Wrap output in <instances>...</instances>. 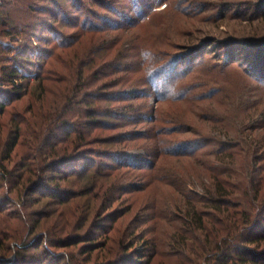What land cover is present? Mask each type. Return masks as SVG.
<instances>
[{
	"label": "rangeland",
	"instance_id": "1",
	"mask_svg": "<svg viewBox=\"0 0 264 264\" xmlns=\"http://www.w3.org/2000/svg\"><path fill=\"white\" fill-rule=\"evenodd\" d=\"M5 1H0L1 13L7 12L17 24L23 20L32 24L26 37L21 36L24 37L21 43L12 44L0 32V44L20 46L23 48L21 51L25 49L20 74L24 79L16 83L22 87L21 90L15 92L11 87L0 86V98L7 97L11 102L0 115L2 159L8 144L15 135L17 137V145L9 161H4L6 171L3 174H11V180L0 182V237H5L1 240L4 246L23 238L26 244L38 248L20 252L17 264L32 261L33 258L35 261L43 259L45 264H198L199 260L203 264L206 256L199 247L204 239L200 237L196 244L193 242L197 240L195 236L192 238L186 234L188 231L183 226V216L178 209L185 203L170 186V181H186L189 191L201 194L203 186H208V180L178 173L185 164L178 158H166L165 163L168 161L173 170L165 168L155 174L154 182L153 174L147 177L143 168L136 169L145 167V161L149 162L144 150L148 142L137 138L141 135L146 137L150 126L144 122V116L149 115V108L156 107L147 82L151 75L149 70L135 72L136 51L142 44L151 53L157 52L159 47L165 58L171 57L162 63L166 67H176V61L182 62L178 66L181 73L186 69L188 58L182 53L191 55L192 59L196 54V62L201 57L209 58L210 65L223 71L215 74V81L224 83L229 87V93L238 98L242 112L236 121L237 126H255L244 134H248L252 141H264V54L260 58L257 56L264 47V0H27L4 6ZM138 9L142 11V21L133 16ZM147 14L150 16H145ZM1 20L0 29H8L9 23L4 18ZM133 25L136 26L131 28ZM120 26L125 28L120 29ZM114 41L117 45L115 51L106 54L105 49L110 48ZM14 56V53H0L1 79L4 78L2 69L11 65L9 63ZM118 57L122 59L112 68L98 65ZM91 60L95 65H86L82 69L84 63ZM75 69L82 73V83L86 87L83 94L92 95L89 99L96 101L97 108L94 109L101 117L106 113L113 118L100 126L107 123L111 128L93 130L95 124L85 118L86 104L75 96L73 87L79 77ZM114 69L116 72L112 74ZM255 70L262 71L261 78L253 75ZM36 77L42 81H36ZM162 80L159 78L157 85ZM217 87L210 84L203 91L211 92ZM171 109L177 116L174 125L180 129L177 133L164 136L163 139L168 141L165 145L167 149L198 140L197 131L210 133L212 137L225 141L223 133L215 132L213 124L201 120L200 114L196 118L190 107L162 105V110ZM81 123L86 126L83 128L86 144L68 147L70 142L78 144L79 141L77 136L67 135L68 129ZM172 126L165 124L162 127L168 129ZM231 135L234 136L233 132ZM52 143H56L58 151L57 156L51 158L68 164L66 168H59L64 173H81L93 163L98 167L109 165L112 168L105 170L111 174L109 182L108 176L105 175L102 180V176H98L99 182L105 183L104 189L110 190L102 200L91 202V197H77L69 203H58L56 198L44 197L39 203H30L38 196L37 192L33 196H25L22 187L19 190L14 188L16 176L29 177L21 165L36 169L39 162L33 161L30 156L33 157L36 149H47L49 154L46 147ZM129 160L133 165L126 164L127 168L115 170L118 161L126 163ZM39 165V169H43V163ZM54 167L58 169L57 165ZM69 167L70 170H67ZM35 175L37 177H32V181L44 180L42 188L37 187L39 191L40 188L45 193L51 191L55 196L62 195L60 198L71 197L70 192L75 193L87 184L84 178L87 176L76 178L78 175H66L63 180L49 184L46 178L51 177L50 171ZM171 175L174 179H169ZM96 178L95 175L91 177L93 181ZM52 185L56 187L51 188ZM30 188L38 191L35 186ZM259 222H262L264 230V220ZM109 227L115 230L102 235ZM257 229L262 230L260 226ZM176 235L179 239H187L188 247L171 246L170 239ZM194 235L198 237L199 233ZM107 237L114 239V244L107 243L104 249H95L90 254L86 251L88 243L102 242ZM140 237H143V244L141 239L138 240ZM73 238H78L80 243L71 245L76 241ZM60 239L69 241L65 244L73 242L67 247L62 246L65 244L59 248L49 247ZM134 239L138 242L135 247L139 249L143 248L144 241H148L143 260L131 258L132 251L136 249L134 247L124 253ZM108 250L110 253H107ZM252 251L264 256V244L262 249ZM16 254V251L6 255L0 252V258L17 261Z\"/></svg>",
	"mask_w": 264,
	"mask_h": 264
},
{
	"label": "trees",
	"instance_id": "2",
	"mask_svg": "<svg viewBox=\"0 0 264 264\" xmlns=\"http://www.w3.org/2000/svg\"><path fill=\"white\" fill-rule=\"evenodd\" d=\"M25 1L27 0H6L4 6ZM141 12L142 11L138 9L133 12V16L135 18L139 17L142 21ZM150 14L145 16H150ZM3 18L5 22L9 23V27L8 29H0L2 36L9 38L10 41L13 42L12 44L21 43V40H24V37L22 38L21 36L26 37L27 30L32 27V24H26L24 22L25 20H23L20 24H17L14 19L10 18L7 12L0 14V19ZM1 24L2 20L0 21V26L2 27ZM135 26L133 25L131 28H134ZM124 28L125 27L120 26V29ZM115 42L116 41L111 42L110 48L107 47L105 49L106 54L109 53L110 55L115 51V47L117 46L114 45ZM12 46L13 45L3 46L0 44V53H4L6 55L14 53V60H16V62L14 60L11 61L12 63H9L11 65L2 69L3 73L1 72V74L4 78H0V86L11 87L12 90L18 92L17 90H21L22 87L16 85V83L17 81L24 79V76H21L20 74L21 62L25 60V49L24 51H21L23 48H20V46ZM156 51L157 52L154 51L151 53L150 49H148L146 45H139L136 51L138 60H135L137 62L133 64L135 66V72L141 73L143 70H149L151 75L149 74L150 77H148L147 82H149L148 85L149 88H151V92L153 93L155 100L154 102L156 104V107L149 108V115L144 116L146 119L144 122H147L150 126L146 137L144 138V136L142 137L141 135V137L139 136V138H137L138 140L148 142L144 150L149 162L145 161V167H137L136 169L142 170L143 168L147 177H151V174H153L154 176L152 178V182H154L156 181L155 174H158L160 171H164L165 168L173 170L171 166L167 164L168 161L165 163L166 158H178L185 161V164L178 173L192 174L196 178H204L208 180V186H203V193L201 194L189 191L186 181H182L180 179L178 182L170 181V186L175 189L174 191L179 194L180 198L183 199V203H185V205H179L178 209L183 216V226H185L186 231H188L186 234L192 238L195 236L194 239L197 240L193 242L196 244L201 238L204 239L201 240L202 246L199 247L204 250L203 253L206 256L203 264H210L211 262L214 264H264V256H259L252 251L253 249H262L264 244V230L261 225L262 222L258 223V220H264V186H262L264 181V141L258 139L257 141H252V138H249L248 134H244L247 129L252 130L255 126H250L249 128H241L237 126L236 121L242 112V108L238 104V98L235 99L234 93H229L230 89L224 83L215 81V74H220L223 71L216 70L215 65H210L209 58L199 57L200 60L196 62L198 59L196 54H193L192 59L190 57L191 55L182 53L187 55L188 58L185 61L186 69L183 73H181L178 66H181L182 62L176 61V67H172L171 65L166 67L162 62L170 60L171 57L165 58V55L159 47ZM263 54L264 47L259 50V53L257 54L258 58H260ZM114 56L115 55H113V58H116V56ZM121 59L122 57H118L116 60L114 59V61L113 59H110L108 62L104 61L98 65L100 67L105 65L112 68L111 66L116 65ZM89 62V64L84 63L82 69L86 65L88 67L95 65L94 60ZM157 63L162 64H160L159 67ZM156 65L158 67H156ZM143 66H145V68H143ZM114 70L115 71H111L112 74L116 72V69ZM254 72L255 73L253 75L261 78V70H255ZM75 74L79 76L78 81L73 85L75 89V96L81 99V103L86 104L87 110L84 114L85 118L87 121L95 124L93 126V130L98 131L101 128H111V126L107 123H104V126H100L102 122L113 120V118L106 113H104L102 117L100 116L99 111L94 109L97 108V105L95 104L96 101L89 99L92 95H89L88 93L83 94L85 93L83 92V89L85 90L86 87L85 83H82V73L80 74L79 71L75 69ZM159 78H163V80L161 84L157 85V80ZM38 80L39 82L42 81L40 77H36V81ZM210 84L217 85V89L211 92H204L203 90L208 88ZM10 103L11 102L10 100H7V97H5V99L0 98V115L4 113ZM203 103H208V105L205 106ZM162 105L170 107L185 105L190 107L192 111L191 113H196V118H199L200 114L202 116L201 120L213 124V130L215 132H218L219 134L223 133L222 135L226 138L225 141L212 137L210 133L197 131L195 135L198 136V140L180 143L175 147V149H167L165 145L168 141L163 139L164 136L167 137L179 132L180 127L174 125L177 119L176 112L172 109L167 111L162 110ZM170 111H174V113H171ZM165 124H172L173 126L165 129V127H162ZM83 128H86V126L81 123V125H77L75 128L68 129L67 135H75L79 140L78 144H75L76 142H70L68 147L75 145L82 147L86 144L87 137L83 135ZM231 132H233L234 136L231 135ZM88 133L89 131L87 134ZM16 140L17 137L15 135L6 148L5 157L3 159L0 157V182L2 183H7L12 177L9 173L3 174L6 171L4 161H9L10 154L17 145ZM47 145L48 144H46V146ZM55 145L56 143H52L46 147L48 148L49 154H47V149H43L42 151H37L36 149L33 157L30 156V158H32L33 161H38L39 164L43 163V169H39V164L36 169H32L30 165H21V168L25 170L29 177L24 179L23 175L16 176L14 188L19 190L18 188L22 187L24 192H26L25 196H33L37 192L38 196L36 198H32L30 203H39V201L44 197L49 199L56 198L58 203H69L73 200V198L77 197H91V202H98L102 200L104 195L110 190L104 189L105 183H100L99 180L100 178L102 180L108 176L107 182H109L111 174L107 173L109 171L105 170L107 168L108 170L112 168L109 167V165H102L98 167V165L93 163V165L91 164L81 173H76L78 171L64 173L60 171L59 168L61 166L66 168L68 164L65 161H59V159L53 160L51 158L53 156H57L58 149ZM130 162L132 161L129 160L126 163L118 161L115 170L119 168H127L128 165H133ZM56 165L58 166V169H55L54 166ZM140 166H142V163ZM182 169H184V171ZM67 170H70V167ZM42 171L43 174H45V171L51 172V177L49 179L48 177L46 178L49 184H53L55 180H63L66 175L74 176V174L78 175L76 178L87 176L84 177L86 178L87 184L75 193L70 192L69 196L71 197L66 198L65 196L60 198L62 195L55 196L51 191L45 193L41 189L44 180L39 182L32 181L31 178L37 177L35 174H38V172L42 173ZM93 175L97 177L94 181L91 179ZM99 175L102 177L99 178ZM169 179L174 178L171 175ZM27 184L28 186L25 188V185ZM31 186L32 188L35 186L36 189L41 187L40 191L39 189L38 191H34L31 188L29 189ZM55 187L56 185L51 186V188ZM75 194L77 195L75 196ZM203 210L205 211L203 212ZM257 226H260L262 230L259 231ZM113 230H115L113 227H109L101 234L104 235L107 232H112ZM197 232L199 233L198 237L197 235H194ZM177 234H179V232ZM4 238L5 237L1 235V254L6 255L9 252L12 253L13 251H16L17 261L10 262V259L3 260L0 258L1 264H3V262H9L7 264H17L18 259L21 257L20 252L38 249L36 245L26 244L25 239L23 238H17V241L14 240L10 245L4 246V243L1 241ZM73 239H76V241L72 244L71 242L73 241L65 244L68 240L65 242V239H60L54 241V245L50 244L49 247L59 248L61 247V244H65L62 245L63 247H67L70 244L75 246L80 243L78 238ZM140 239L143 244V237H140L138 240ZM114 241V239L107 237L102 242L99 241L93 244L88 243L90 245L86 247V251L90 254L95 249L102 250L106 247L107 243L114 244ZM186 241L187 239L184 237L179 239L178 235H176L172 240L170 239V245L174 246L177 244L176 246L179 248H185L188 247ZM41 242L42 240L40 243ZM89 242L91 241L89 240ZM137 243L138 242L134 239L133 243L128 245L124 253L126 254V252L133 247L136 248L135 246ZM145 245H148V241H144L143 248L134 249L132 251L133 255L131 258L135 260L145 259ZM190 247H193V245H190ZM107 253H110V251L108 250ZM31 260L32 261L22 264L46 263L45 260L43 262V259L35 261L33 258ZM136 262L139 263L140 261ZM201 263L202 262L199 260L198 264Z\"/></svg>",
	"mask_w": 264,
	"mask_h": 264
},
{
	"label": "built area",
	"instance_id": "3",
	"mask_svg": "<svg viewBox=\"0 0 264 264\" xmlns=\"http://www.w3.org/2000/svg\"><path fill=\"white\" fill-rule=\"evenodd\" d=\"M1 1V0H0Z\"/></svg>",
	"mask_w": 264,
	"mask_h": 264
}]
</instances>
